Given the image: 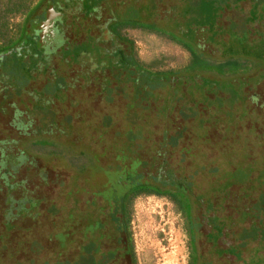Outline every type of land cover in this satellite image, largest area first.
I'll list each match as a JSON object with an SVG mask.
<instances>
[{"label": "rangeland", "instance_id": "rangeland-1", "mask_svg": "<svg viewBox=\"0 0 264 264\" xmlns=\"http://www.w3.org/2000/svg\"><path fill=\"white\" fill-rule=\"evenodd\" d=\"M108 1L92 14L87 7L82 13L73 9L81 24L75 39L98 34L90 29L97 16L105 26L114 14L128 18L137 12L144 27L165 35L124 27L125 42L101 45L121 46L128 55L132 49L143 65L137 69L138 85L116 51L110 53L112 65L109 57L95 51L76 62L71 54V64L61 62L60 67L57 47L50 65L57 72L49 71L41 58L0 71V264L71 261L80 240L76 234L72 243H63L64 233L71 231V214L79 226L80 214H91L95 203L104 202L99 196L92 200L95 181L82 169L90 174L93 165L83 152H96L101 161L111 159L125 140L118 131L129 122L127 115L143 111L168 113L172 138L165 146L166 123L159 117L153 122L154 147L167 148V173L172 168L190 185L194 210L205 212L213 200L217 203L206 212L221 216L203 214L209 226L202 222L199 227L202 233L212 227L204 238L209 251L238 256L242 246L239 259L207 260L264 264V0ZM18 20L19 14L9 23ZM72 28L68 24L59 33L60 45L72 41ZM192 51L198 65L188 70ZM11 59L7 56L6 62ZM221 62H228L227 67ZM68 82L73 86L69 91ZM101 133L104 142L97 140ZM106 190L113 192V186ZM185 221L166 196L136 197L129 222L134 264H187L190 237ZM230 226L234 229L228 232ZM234 240L240 246L228 244ZM217 241L227 247L213 245ZM198 243L205 250L202 238Z\"/></svg>", "mask_w": 264, "mask_h": 264}, {"label": "trees", "instance_id": "trees-1", "mask_svg": "<svg viewBox=\"0 0 264 264\" xmlns=\"http://www.w3.org/2000/svg\"><path fill=\"white\" fill-rule=\"evenodd\" d=\"M33 1L34 0H0V40L3 43V45L2 43L0 44V52L6 51L7 49L5 46L13 40L12 38H9L10 17L28 11L30 4ZM99 1L100 0H85V7H82V9L85 11L87 7L88 10L86 12H92L95 10ZM133 15L134 16L122 19V22L118 27H138L149 32L165 35L164 33H161V30L159 29H154L150 26L144 27V24L141 23V19L143 18L139 17V14L134 10ZM16 28L18 40L24 38L25 33L22 28V23H18ZM170 38L183 46H187L186 43L173 36ZM196 57H198V55L196 52L192 51L189 64L187 65L188 70H192L195 65H198ZM227 63L228 62H221L220 64L227 67ZM127 117L129 122L122 128V130L118 131L122 137H125V140L120 143L121 145L119 147H116L111 159L101 161L103 159H101V156L98 153L94 152L92 154L88 151L83 152L87 153V158L91 156V165L95 167L93 168L89 165L92 168L89 169L90 174L85 173V168L82 169V174L87 179H93L95 181V190L91 194L92 200L99 196L104 202L116 203L118 207H113L114 209H112V214L110 216L112 217V223L115 224L121 222L120 219H124L125 224L129 225L132 203L136 197L141 195L166 196L175 203L178 210L185 217L186 228L190 234L192 229L190 223L192 219L191 214L193 212L191 195L188 190L190 186L181 176L176 175V172L172 168V172L170 171L171 173H167L169 172L168 169L170 167L166 158L168 156H166L163 147H160L161 151H159V148L155 149L154 147L155 140L153 139L152 134L155 133V130L153 129V122L157 121L160 117L161 120L164 119L167 125L169 118L168 113L159 111L155 114H150L143 111L141 114L129 113ZM166 129L167 127L163 128L164 139L166 136ZM103 135L104 133H101V136H99L97 140L102 139L104 142ZM149 141L153 144H150V147L143 144L144 142L147 143ZM107 151L108 149L103 150L104 153ZM111 186H113V192L107 191L106 188ZM118 210L121 213V218L120 214L119 216L116 214ZM71 217L73 223L69 224V227L67 228L68 231L70 229L71 231L69 233H64L63 243L65 241L67 244L72 243L75 240V237L73 236L76 234H80V240L76 244L75 249L77 251L75 250L76 252L72 255L71 261L65 262V264H96V261L100 260L98 258L99 255L96 254L98 260H94L92 256L95 257L93 253L97 251L100 240H96L94 230L97 229V226L102 227L104 225V219L95 218V216H92L91 214H84L83 216L80 214L78 218L82 219V223L77 226L75 225L76 222H74L76 219L74 212L71 214ZM106 220L109 221L108 218H106ZM64 245L66 244L64 243ZM189 245L190 257L188 264H197L196 259L192 256V252L194 251V243L192 239ZM130 248L131 259L134 264L136 263V258L134 256L132 245Z\"/></svg>", "mask_w": 264, "mask_h": 264}, {"label": "flooded vegetation", "instance_id": "flooded-vegetation-1", "mask_svg": "<svg viewBox=\"0 0 264 264\" xmlns=\"http://www.w3.org/2000/svg\"><path fill=\"white\" fill-rule=\"evenodd\" d=\"M34 2V1H33ZM30 4V8L28 11H26L23 14L20 15V20L14 21L13 23H9V30H10V39L12 38L13 40L6 45V51L0 52V71L2 70L3 66H10L12 67L13 65L17 63H26L29 62V60H32L34 58H41L40 63H46L49 65V71H52L53 69L56 70L57 68H51V63H52V58L53 56L56 57V48L59 47V57H57L59 61V65L61 67V62L62 64H65V66L71 64L70 63V55L73 54L76 58L75 62L78 61L79 58H82L83 56H88L90 54H93L95 51L100 52L101 55H106L109 57L111 60L109 62L111 65L114 63L112 61L113 57L112 54H110L113 51H116L119 57L127 62V66L125 68L126 71L129 73L133 72V76L129 75L128 77L132 80L133 84L138 85V82L141 80L139 77L140 71H137L139 69V65H142L138 62V60L135 59V56L132 52V49H130V55L126 53V50L121 47V46H113L114 48L107 49L106 47L102 46L101 43L108 42V40L112 41H117L121 40L123 42L126 41L122 35V28L118 27L120 26V23L122 22L121 16H118L114 14L112 18L107 22V24L104 25H99L100 22L98 17H95V24L94 26H90V29L95 28L98 30V34L93 35L89 34L84 38L83 40L77 41L76 36H78V32L81 30V24L76 22L77 18L79 17L76 16V12L73 11V9L78 10L80 13H82V7L85 6V0H36L34 3ZM103 2L108 3L109 1H103L100 0L98 4L96 5L95 10H93L90 14L96 11L97 7L101 5ZM111 3V1H110ZM114 3V2H113ZM85 16H90L89 14L85 13ZM83 16V17H85ZM141 16V15H140ZM17 14L10 17L9 20L16 18ZM82 19V14L80 16ZM142 18V17H141ZM18 23H22V28L24 29L25 37L18 40L17 34H16V27ZM68 24H72V29H73V39L72 41H65L60 45L58 42L59 40V33L68 26ZM92 31V30H91ZM75 41V42H74ZM76 43L75 46H69L67 45L68 43ZM0 40V44H1ZM81 43V44H80ZM128 45L131 46L133 43L127 41ZM3 45V43H2ZM81 45V46H80ZM7 56H13V59L8 60L6 62V57ZM125 63V62H124ZM143 66V65H142ZM99 68L96 69L94 67V70H98ZM88 72H86V75ZM132 74V73H131ZM135 75V76H134ZM57 76V75H56ZM2 77V74L0 72V78ZM100 75L97 77L95 76V79H99ZM103 79V77H102ZM105 83L108 85L109 84V79L104 76ZM69 83V89H72V85ZM105 84V85H106ZM11 87H8V89ZM6 89V90H8ZM5 90V91H6ZM4 91V92H5ZM66 98V96H65ZM167 125L165 126V128ZM168 128L166 129V136H165V146L168 144V138L171 139L169 136ZM174 137V136H173ZM159 147V146H158ZM158 147H155V149ZM160 148V147H159ZM164 152L166 153V156L168 154L167 148H163ZM184 148H182L183 150ZM185 150V149H184ZM161 151V150H159ZM187 154L188 152H183ZM167 162H168V157ZM190 186V185H189ZM202 195V194H200ZM206 196V195H203ZM210 196V195H207ZM215 196V195H214ZM213 197V196H212ZM213 206L208 208V209H214L216 208L217 203L213 200ZM95 210L93 212L91 211V215L95 216V218H100L104 219V225L97 226V229L94 230V235L96 240H100L98 244V250L93 253L95 257L92 256L94 260L97 259V255H99V261H96V264H133L132 259H131V253H130V247L132 245V236L131 232L129 229V225L125 224L124 219H120L121 213L118 210L117 215L119 216L120 214V220L121 222L117 223H112L111 221L112 217V209L113 207H118L116 203L112 202H102V204H97L95 203L94 206ZM106 207V208H105ZM105 209L108 211L105 212ZM208 209L205 210V212H197L194 210L193 207V212L191 214L192 219H191V231L189 234L190 241L192 239L194 243V248L192 252V256L196 259L197 264H212L210 263L207 258H211V260H216V257L219 258H225V256H231L233 258H241L243 249L240 244L234 240L233 243H228L229 245L231 244H237L240 246V253L238 256H233V255H227L224 253H221L219 255H215L212 252L209 251L208 247L210 244L205 241V236L207 233L210 235L212 233V227H210L206 232L202 233L201 230L199 229L200 224L206 221L202 216L203 214L206 217H213V218H218L221 216L219 212L213 211L212 213H207ZM108 216V217H107ZM108 218L109 221L106 220ZM234 218V217H233ZM237 218V217H236ZM235 221V218L233 219ZM206 225L208 223L205 222ZM209 226V225H208ZM234 229L233 226H230L229 230L224 228V230H227L228 232ZM211 232V233H210ZM199 238H202V243H204L203 249L201 250L198 240ZM97 242V241H96ZM95 242V243H96ZM93 244V243H92ZM227 244V245H228ZM95 245V244H94ZM213 245L225 248L227 246H220L219 241L214 242ZM257 245V243L255 244ZM207 246V247H205ZM252 250V249H251ZM190 257V252L188 255V260ZM98 260V259H97ZM213 262L215 263L216 261ZM225 260H227L225 258ZM217 263V262H216ZM188 264V261H187Z\"/></svg>", "mask_w": 264, "mask_h": 264}]
</instances>
